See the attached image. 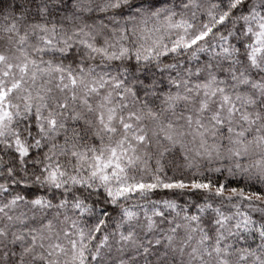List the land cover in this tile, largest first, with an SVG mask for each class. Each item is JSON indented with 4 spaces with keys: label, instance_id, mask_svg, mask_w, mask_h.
Segmentation results:
<instances>
[{
    "label": "snow or ice",
    "instance_id": "snow-or-ice-1",
    "mask_svg": "<svg viewBox=\"0 0 264 264\" xmlns=\"http://www.w3.org/2000/svg\"><path fill=\"white\" fill-rule=\"evenodd\" d=\"M0 264H264V0H0Z\"/></svg>",
    "mask_w": 264,
    "mask_h": 264
}]
</instances>
